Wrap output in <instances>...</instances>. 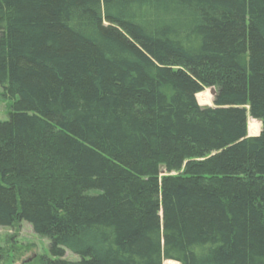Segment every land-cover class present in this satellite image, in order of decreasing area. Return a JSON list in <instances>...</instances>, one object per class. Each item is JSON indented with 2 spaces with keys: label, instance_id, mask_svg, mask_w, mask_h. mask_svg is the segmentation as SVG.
Here are the masks:
<instances>
[{
  "label": "trees",
  "instance_id": "trees-1",
  "mask_svg": "<svg viewBox=\"0 0 264 264\" xmlns=\"http://www.w3.org/2000/svg\"><path fill=\"white\" fill-rule=\"evenodd\" d=\"M0 85L43 264H264V0H0Z\"/></svg>",
  "mask_w": 264,
  "mask_h": 264
},
{
  "label": "rangeland",
  "instance_id": "rangeland-1",
  "mask_svg": "<svg viewBox=\"0 0 264 264\" xmlns=\"http://www.w3.org/2000/svg\"><path fill=\"white\" fill-rule=\"evenodd\" d=\"M214 96L212 88H207L197 94V100L202 106H214ZM13 105L14 100L4 96L3 87L0 85V121L9 119V112ZM252 120H256V122ZM252 127H258L257 132ZM261 130L262 121L248 114V134L250 136L259 135ZM176 174L179 173H169L164 165L161 166L160 177ZM49 245L50 240L36 234L31 224L26 221L11 227L0 226V247L3 250L2 264H43L42 258L50 257ZM63 258L77 261L79 256L70 249H65ZM166 261L164 260L163 264Z\"/></svg>",
  "mask_w": 264,
  "mask_h": 264
},
{
  "label": "bare ground",
  "instance_id": "bare-ground-1",
  "mask_svg": "<svg viewBox=\"0 0 264 264\" xmlns=\"http://www.w3.org/2000/svg\"><path fill=\"white\" fill-rule=\"evenodd\" d=\"M202 94V93H201ZM204 100H206V99H204ZM253 122L255 121L256 122V120H252ZM253 122H252V124H253ZM260 125V124H259ZM253 126V125H252ZM254 130H255V132H257V129H258V127H252ZM165 264H180L178 261H175V260H167L166 262H165Z\"/></svg>",
  "mask_w": 264,
  "mask_h": 264
},
{
  "label": "water",
  "instance_id": "water-1",
  "mask_svg": "<svg viewBox=\"0 0 264 264\" xmlns=\"http://www.w3.org/2000/svg\"><path fill=\"white\" fill-rule=\"evenodd\" d=\"M212 93H213V95L216 94V89L215 88H212Z\"/></svg>",
  "mask_w": 264,
  "mask_h": 264
}]
</instances>
